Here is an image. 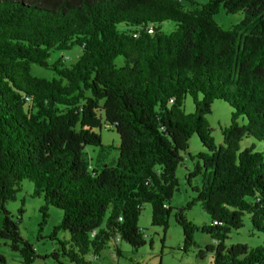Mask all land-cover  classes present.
Instances as JSON below:
<instances>
[{
    "label": "trees",
    "instance_id": "1",
    "mask_svg": "<svg viewBox=\"0 0 264 264\" xmlns=\"http://www.w3.org/2000/svg\"><path fill=\"white\" fill-rule=\"evenodd\" d=\"M220 8L244 19L224 31L213 20ZM164 22L174 31L163 33ZM73 47L81 49L75 63L52 65L57 78L32 76V65L49 68L52 52ZM187 97L192 114L184 112ZM216 100L233 110L222 145L205 119ZM104 126L119 136L118 156L94 167L85 150L103 147ZM193 135L205 152L190 157L188 182L200 184L174 213L181 251L196 245L199 231L215 242L206 247L211 264H264V244H224L245 216L264 236V156L238 153L246 136L264 147V0H207L192 11L179 0H0V240L23 264L38 256L5 209L23 181L43 198L44 222L50 207L62 212L52 238H69L51 258L90 264L109 245L120 256L119 242L135 251L145 245L144 205L151 225L167 229ZM196 205L208 225L185 217Z\"/></svg>",
    "mask_w": 264,
    "mask_h": 264
},
{
    "label": "rangeland",
    "instance_id": "2",
    "mask_svg": "<svg viewBox=\"0 0 264 264\" xmlns=\"http://www.w3.org/2000/svg\"><path fill=\"white\" fill-rule=\"evenodd\" d=\"M179 1L185 11L200 9L207 3V0ZM243 19V13L227 14L223 8H220L213 17L215 24L224 31L230 30ZM160 29L163 33L170 34L175 29V23L164 22L160 25ZM80 53L81 49L79 47H73L68 51H54L48 59L49 68L32 65L31 74L34 77L47 80L57 78L56 73L51 68L52 65L56 61L62 60L65 66L70 67L77 61ZM117 63L122 64V59L118 58ZM184 112L186 114L194 113V105L190 97H187L184 101ZM232 112L233 110L226 103L216 100L212 103L210 114L205 116L216 145L223 144L221 130L229 127ZM99 133L103 147H88L85 150V158L94 167L100 164L99 161L104 162L105 165H113L118 156L119 136L114 128H106L105 126ZM248 149H252L254 153L264 156L263 143L246 136L240 142L238 153ZM202 152H205V149L199 142L197 135H193L185 153L183 164L178 167L176 172L178 189L171 200L170 205L173 211L170 214L167 229L163 230V228L151 225L150 205H144L138 225L144 234L145 245L135 251L126 243L119 242L120 256H117L114 247L109 245L99 256H88L87 259L90 258L88 260L90 264H211L212 254L206 251V247L215 245V242L208 235L197 231L193 236L196 245L190 247L186 253H183L181 251L184 240L182 229L177 225L174 218L175 211L184 208L193 197L194 194L191 188L200 184V177L190 179L188 182L187 175L194 166V161L190 157ZM43 206V198L33 196V185L29 181H23L15 200L6 203L5 209L17 223L21 237L34 247L38 257L32 264H72L66 257L59 256L58 261L50 257L54 250L57 251L60 248L58 241H67L69 235L59 231L56 233L55 238H52L54 228L61 221L62 212L50 207L48 218L44 222L40 212ZM184 215L188 221L196 226L210 223L209 216L200 205L186 210ZM2 220L3 214L0 212V224ZM224 244L227 249L238 244L256 248L264 244V236L252 229L249 217L245 216L243 218V227L238 231H232ZM200 251L202 252L201 255ZM0 254L4 256L6 264H23L21 256L10 249L7 241L0 240Z\"/></svg>",
    "mask_w": 264,
    "mask_h": 264
},
{
    "label": "built area",
    "instance_id": "3",
    "mask_svg": "<svg viewBox=\"0 0 264 264\" xmlns=\"http://www.w3.org/2000/svg\"><path fill=\"white\" fill-rule=\"evenodd\" d=\"M153 32V30L152 29H149V33H152ZM107 128V127H106ZM166 208H167V206H165Z\"/></svg>",
    "mask_w": 264,
    "mask_h": 264
}]
</instances>
